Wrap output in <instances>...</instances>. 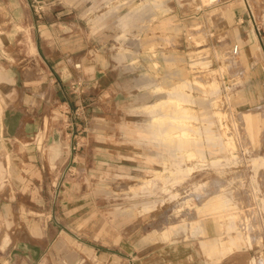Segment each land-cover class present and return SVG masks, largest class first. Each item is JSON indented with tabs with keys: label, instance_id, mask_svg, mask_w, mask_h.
I'll return each mask as SVG.
<instances>
[{
	"label": "rangeland",
	"instance_id": "rangeland-1",
	"mask_svg": "<svg viewBox=\"0 0 264 264\" xmlns=\"http://www.w3.org/2000/svg\"><path fill=\"white\" fill-rule=\"evenodd\" d=\"M29 1L39 20L85 26L119 56L126 41L160 43L166 69H143L140 81L155 85L105 122L101 176L80 165L78 194L56 179L35 196L48 228H31L33 212L0 215V264H264V103L244 106L251 70L218 31L223 8L245 2L264 29V0ZM43 236L35 261L10 255Z\"/></svg>",
	"mask_w": 264,
	"mask_h": 264
},
{
	"label": "crops",
	"instance_id": "crops-1",
	"mask_svg": "<svg viewBox=\"0 0 264 264\" xmlns=\"http://www.w3.org/2000/svg\"><path fill=\"white\" fill-rule=\"evenodd\" d=\"M245 5L223 8L218 31L228 33L230 45L240 46L251 70L242 98L244 106L253 107L264 103V67L258 61V53L260 59L264 53V29L253 24ZM31 6L29 0H0V215L7 219L36 213L30 219L35 231L34 226L49 227L41 216L48 203L42 208L35 196L51 191V182L57 179L60 189L78 194L84 186L79 183L80 165L93 179L103 174L105 162L99 156L105 122L126 115V102L155 85L143 84L139 73L164 74L166 49L160 43L152 51L126 41V52L119 56L97 36L90 37L85 26L73 30L57 20H39ZM24 24L27 28L21 31ZM22 36L27 48L18 45ZM43 240H21L10 255L35 261L44 252Z\"/></svg>",
	"mask_w": 264,
	"mask_h": 264
},
{
	"label": "built area",
	"instance_id": "built-area-1",
	"mask_svg": "<svg viewBox=\"0 0 264 264\" xmlns=\"http://www.w3.org/2000/svg\"><path fill=\"white\" fill-rule=\"evenodd\" d=\"M222 3L221 0H207V7H215L217 5H220ZM245 7H247L249 9V7L247 6V3L245 2ZM240 51V46L239 45H235L234 46V53L235 54H239ZM80 65H78L77 67H79Z\"/></svg>",
	"mask_w": 264,
	"mask_h": 264
},
{
	"label": "bare ground",
	"instance_id": "bare-ground-1",
	"mask_svg": "<svg viewBox=\"0 0 264 264\" xmlns=\"http://www.w3.org/2000/svg\"><path fill=\"white\" fill-rule=\"evenodd\" d=\"M204 1L207 2V0H204ZM256 119H257V118H256ZM249 121L253 123L254 119H253V118H250ZM256 122H257V121H256Z\"/></svg>",
	"mask_w": 264,
	"mask_h": 264
}]
</instances>
